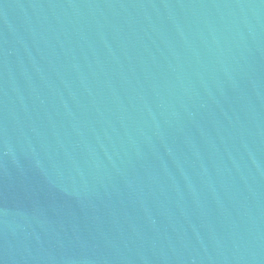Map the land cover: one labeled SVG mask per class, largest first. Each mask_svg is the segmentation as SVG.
<instances>
[{"label":"water","instance_id":"95a60500","mask_svg":"<svg viewBox=\"0 0 264 264\" xmlns=\"http://www.w3.org/2000/svg\"><path fill=\"white\" fill-rule=\"evenodd\" d=\"M0 264H264V0H0Z\"/></svg>","mask_w":264,"mask_h":264}]
</instances>
